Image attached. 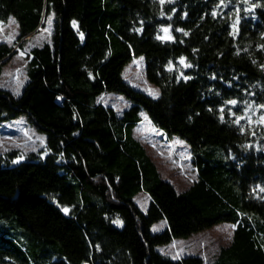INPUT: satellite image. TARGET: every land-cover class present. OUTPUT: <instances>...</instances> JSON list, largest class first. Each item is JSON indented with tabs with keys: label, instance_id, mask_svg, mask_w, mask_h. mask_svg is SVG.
Masks as SVG:
<instances>
[{
	"label": "trees",
	"instance_id": "obj_1",
	"mask_svg": "<svg viewBox=\"0 0 264 264\" xmlns=\"http://www.w3.org/2000/svg\"><path fill=\"white\" fill-rule=\"evenodd\" d=\"M50 17L21 95L0 87V125L24 117L46 137L0 154V264H203L157 248L221 223L232 241L210 264H264V0H0L19 41ZM17 52L0 45V76ZM138 57L157 98L123 78ZM108 93L131 106L117 114ZM142 111L189 145L185 191L135 139Z\"/></svg>",
	"mask_w": 264,
	"mask_h": 264
},
{
	"label": "rangeland",
	"instance_id": "obj_2",
	"mask_svg": "<svg viewBox=\"0 0 264 264\" xmlns=\"http://www.w3.org/2000/svg\"><path fill=\"white\" fill-rule=\"evenodd\" d=\"M53 31V19L50 17L46 25L30 36L27 41H19V28L15 19L10 18L5 24H0V45L8 44L15 48L16 52L20 48L23 50L18 51L4 68L0 76L1 88L16 97L21 95L27 82L28 56L33 48L52 43ZM123 78L133 89L152 98L159 96V88L147 80L143 57L134 58L125 67ZM98 101L111 107L119 115L131 106V102L116 93L103 94ZM140 116L141 122L133 131L135 139L145 148L161 178L173 185L177 192L185 191L197 180L189 145L178 137L169 138L163 134L146 112L142 111ZM45 148L46 137L24 117L0 125V154L16 151L26 155L40 152ZM135 202L142 212H146L150 198L145 193H139L135 197ZM165 229L166 222L161 221L152 227V232L160 233ZM234 229L235 226L230 223L217 224L186 239H174L171 243L157 249L172 260L196 256L202 259L203 264H210L220 250L231 243Z\"/></svg>",
	"mask_w": 264,
	"mask_h": 264
},
{
	"label": "snow or ice",
	"instance_id": "obj_3",
	"mask_svg": "<svg viewBox=\"0 0 264 264\" xmlns=\"http://www.w3.org/2000/svg\"><path fill=\"white\" fill-rule=\"evenodd\" d=\"M14 22V21H13Z\"/></svg>",
	"mask_w": 264,
	"mask_h": 264
}]
</instances>
